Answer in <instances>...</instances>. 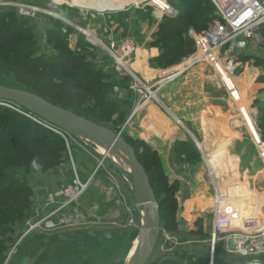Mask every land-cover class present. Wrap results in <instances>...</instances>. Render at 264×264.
I'll return each instance as SVG.
<instances>
[{
	"label": "rangeland",
	"instance_id": "1",
	"mask_svg": "<svg viewBox=\"0 0 264 264\" xmlns=\"http://www.w3.org/2000/svg\"><path fill=\"white\" fill-rule=\"evenodd\" d=\"M175 1L172 0L173 3ZM72 2L85 8H117L111 0L100 1L98 6L94 0ZM169 4L172 6V3ZM1 6L12 8L27 19L26 26L34 35L37 48H34V52L38 56L49 57L55 53L52 48L54 42L51 41V33L55 32L54 38L59 36L73 53L84 56L91 68L101 72V80L109 86L107 100L115 103L113 115L108 120L110 127L121 138L129 142L138 140L155 151L168 182L177 183V208L174 215L169 217L172 219L171 226H176V232L166 228L168 219H164L158 242L146 264H162L165 261V264H211V260L212 264H236L235 258L226 255L220 244L211 259L209 240L213 211L201 210L195 203L192 207L190 195L193 198H209L219 188L227 195L235 211L234 222L239 221L242 226L245 222L243 218L251 219L254 215L250 213L254 212L252 207L258 210V220L263 221L264 166L257 158L253 142V138L258 136H251L247 123L233 108L210 65L188 68L192 54L179 65L169 68H178L177 72L181 73L168 83H162L160 79L145 81L129 66L118 67L112 57L111 44L119 48L123 42L131 43L135 51L128 61H132L136 57V49L150 48L160 39L156 34L162 19L153 17V10L149 7H129L117 13L98 15L91 10L81 11L66 0H0ZM213 22H205L196 29L186 28L184 36L194 42L193 33L208 30ZM153 48L159 49L160 46ZM239 64V77L245 76L240 82L244 85L250 82L249 74L254 75V85L245 92L248 101L245 102L250 111L248 117L251 124L254 121L258 127L264 108V36L248 45ZM5 77L13 79L11 75L0 74V81ZM148 90L154 93V99L150 98ZM147 103L150 105L135 115L139 107ZM3 104L0 101V105ZM7 105L16 113L40 123L59 136L60 143L64 144L58 166L42 169L32 163L28 168L15 172V176L24 183L28 200L36 212L44 214L48 196L70 185L75 178L87 186L82 199L70 212V215L79 216L82 224L29 234L27 236L37 234L43 237L39 242L31 241L25 246L22 242L27 237L23 239L28 228L26 222L24 229L20 230L21 237L9 250L3 264H81L78 258H84L88 264H125L134 242H138L144 217L143 211L134 202L131 184L116 171L112 160L108 157L102 160L99 143L81 134L64 133L17 106ZM203 110L198 122L201 126L206 122L214 126L215 132L209 135L214 137L210 141L217 142L216 148L206 145V150L203 149L201 145L204 141L200 142L198 133L191 125L192 117ZM244 127H247L251 137H248ZM174 130L177 132L171 134ZM187 141L191 142L193 148L182 145ZM163 198L164 195H159V199ZM198 203L204 204V200ZM86 234L96 238L97 246L82 251L76 258L73 249L86 242ZM51 239L55 242H50ZM71 245L74 246L71 248ZM218 255L225 259L219 260ZM43 259L44 263L41 262Z\"/></svg>",
	"mask_w": 264,
	"mask_h": 264
},
{
	"label": "trees",
	"instance_id": "2",
	"mask_svg": "<svg viewBox=\"0 0 264 264\" xmlns=\"http://www.w3.org/2000/svg\"><path fill=\"white\" fill-rule=\"evenodd\" d=\"M168 1L172 3L177 15L162 19L156 34L160 39L152 46H160L159 56L151 60L152 65L160 69L175 67L193 54L194 42L184 36L186 28L196 29V26L205 22L208 24L214 21V24L215 21H220L210 0ZM26 24L27 19L19 16L14 9L0 7V74L11 75L13 78L5 77L0 85L37 95L116 133L108 121L109 116L113 115L115 103L107 100L109 86L101 80V72L91 68L84 56L73 53L59 36L54 38L55 32L51 33L55 53L49 57L38 56L34 52V35ZM261 35L264 36V29ZM244 52L239 53L238 61ZM5 105H0V264L5 262L9 250L21 237L20 230L36 215L32 202L28 200L24 183L15 176L16 170L28 168L32 163L42 169L56 167L64 152V144L60 143L59 136ZM261 112L257 129L264 143V108ZM124 140L133 148L148 175L159 207L160 225L164 219H168L166 228L176 232V226H171L172 219L169 217L174 215L177 208V183L168 182L155 151L138 140ZM190 143L187 141L182 145L193 148ZM159 195H164L165 198L159 199ZM42 237L37 234L27 236L22 243L26 246L31 241L39 242ZM84 238L86 242L73 249L76 258L82 251L86 252L97 246L96 238H90L88 234ZM50 242L55 240L51 239ZM217 258L225 259L222 255ZM79 260L81 264L89 263L84 258H78ZM41 262L44 263V259ZM165 263L167 261L162 264ZM234 263L241 264V261L234 259Z\"/></svg>",
	"mask_w": 264,
	"mask_h": 264
},
{
	"label": "built area",
	"instance_id": "3",
	"mask_svg": "<svg viewBox=\"0 0 264 264\" xmlns=\"http://www.w3.org/2000/svg\"><path fill=\"white\" fill-rule=\"evenodd\" d=\"M66 1H70L71 5L80 8L81 11L91 10L99 13L98 15L107 12L117 13L129 7L137 9L149 7L153 10V17L159 20L165 16L177 15V11L167 0H129L124 6H118L110 10L84 8L73 3L72 0ZM94 1L96 2L95 5L98 6L100 1L104 0ZM122 2L114 0L115 4ZM210 2L220 21L200 34L193 33L194 53L188 61V68L195 65L209 64L228 97L236 99L240 94L238 81L240 64L237 56L239 53L244 52L249 44L262 37L264 0H210ZM110 49L117 66L128 68V60L135 51L131 43L123 42L119 48H115L114 44H111ZM180 73L171 75L168 81L176 78ZM150 91L148 90L149 96L154 99V93ZM5 106L10 107L7 104ZM257 136L253 142L256 146L257 156L264 166V143L258 133ZM86 186V183L81 182L79 178H75L70 185L50 194L43 208L44 214L36 212L35 217L27 222L28 228L23 234V239L32 233L51 232L82 224L79 216L70 215V212L81 200ZM234 218L235 211L232 210L230 201L225 199L218 189L215 190L213 197L214 221L209 240L211 259H213L214 252L220 244L221 250L226 255L241 260L242 264L244 262H247V264H262L264 260V220H258L259 218L245 219L244 224L238 226L232 224ZM212 262L213 260H211V264Z\"/></svg>",
	"mask_w": 264,
	"mask_h": 264
},
{
	"label": "water",
	"instance_id": "4",
	"mask_svg": "<svg viewBox=\"0 0 264 264\" xmlns=\"http://www.w3.org/2000/svg\"><path fill=\"white\" fill-rule=\"evenodd\" d=\"M0 101L13 104L64 133L81 134L88 140L106 145L108 150L106 154H103L102 160L107 158L109 151L117 150L125 154L130 172L125 171L114 162L112 164L116 171L131 184L134 202L144 214L131 264H146L158 242L159 207L148 175L138 161L133 148L112 130L57 107L32 93L0 86ZM243 264H247V262ZM262 264H264V260Z\"/></svg>",
	"mask_w": 264,
	"mask_h": 264
},
{
	"label": "crops",
	"instance_id": "5",
	"mask_svg": "<svg viewBox=\"0 0 264 264\" xmlns=\"http://www.w3.org/2000/svg\"><path fill=\"white\" fill-rule=\"evenodd\" d=\"M137 51H136V57L132 60V61H129V63H128V66L130 67V69L133 71V73H136L141 79H143V80H145V81H150V82H153L154 80H157V79H160V80H162V83L163 82H165V83H168L169 81H168V78L171 76V75H174L175 73H178L177 72V70H179L178 68L177 69H174V70H171V69H160V68H156V67H154V65H152V63H151V60H154V59H156L158 56H159V50L157 49V48H153V47H148V48H138V49H136ZM170 70V71H169ZM182 71H184V70H182ZM246 74H248V73H246ZM253 74L251 75V74H249V83L245 86L246 87V92L249 90V89H252V87H253V85L254 84H252L253 82H252V79H253ZM165 77H167V79L165 78ZM164 78V79H163ZM243 78H245V76L243 77ZM242 77H239V87L240 86H242V83H240V80H242L243 79ZM221 88H222V86H221ZM223 89V88H222ZM224 91V90H223ZM224 93H225V91H224ZM226 94V93H225ZM246 95V94H245ZM228 96V95H227ZM227 98H229V97H227ZM247 108V107H246ZM247 109H249V108H247ZM248 111V110H247ZM203 112H204V110L201 112V113H197L196 115H194L193 117H192V119H191V121L193 122L191 125H193L192 127H194V129L196 130V134L198 133V135H197V137L200 139V142H203L202 143V148L203 149H205L206 150V145H210L209 147H215L216 148V146H215V143H217V142H214V140H212V141H210L212 138H214L213 136H210L209 135V133H213V132H215V129H214V126L213 125H210L208 122H206L204 125H200L199 124V122H198V118L201 116V114H203ZM250 112V111H249ZM249 112H248V114H249ZM154 114H156V112H154ZM172 116V115H171ZM250 116V115H249ZM178 120V119H177ZM253 122V126H254V129H255V131L258 133V129H257V126H255V124H254V121H252ZM173 124V123H172ZM244 128H246V130H247V127H244ZM199 129H201L200 130V133H199ZM177 132V130L175 131H173V132H171V134H175ZM228 132H230L231 133V131L229 130ZM227 132V133H228ZM247 135H248V137H251L250 136V134H249V132H248V130H247ZM259 134V133H258ZM201 136V137H200ZM231 136V135H230ZM254 137L255 136H257V134H255V135H253ZM203 139V140H202ZM248 139H250V138H248ZM253 140H254V138H253ZM213 142H214V144H213ZM221 143V142H220ZM254 146H255V144H254ZM256 147V146H255ZM201 148V147H200ZM219 148V147H218ZM217 148V149H218ZM216 149V150H217ZM218 152V151H217ZM224 155V154H223ZM222 155V156H223ZM217 156V155H216ZM216 156H215V158H216ZM222 156H219L220 158L222 157ZM210 158V157H209ZM257 158H258V156H257ZM214 158L212 157V161H213V164H214V162H215V160H213ZM219 159V158H218ZM259 159V158H258ZM210 161V160H209ZM211 161V162H212ZM216 161H217V163L218 164H220L219 163V160H217V158H216ZM259 161H260V159H259ZM222 163H224L225 162V160L224 161H221ZM261 162V161H260ZM261 164H262V162H261ZM263 165V164H262ZM260 175H262V173H260ZM254 177V176H253ZM253 177H251V178H253ZM262 177V176H261ZM261 177H260V179H261ZM218 191L220 192V194L225 198V199H229L228 197H226L227 195H224L221 191H220V189L218 188ZM190 195V194H189ZM190 205L192 206V207H194V203L195 204H197V206H198V208L200 207V209L201 210H203V209H208V210H210L211 212L213 211L212 209H213V197H214V195H211L209 198H205V197H197V198H193L191 195H190ZM199 200H204V204H199L198 202H199ZM231 203V202H230ZM223 205V204H222ZM244 207L246 208H250V206H247V205H244ZM252 207V206H251ZM258 208V207H257ZM252 209L254 210V208L252 207ZM251 209V210H252ZM245 210V209H244ZM250 213H252V214H254V215H252L251 216V219L250 220H252V218L253 219H257V218H259V214H258V210L257 209H255L254 210V212H250ZM256 213V214H255ZM250 216V215H249ZM241 218H242V216H240ZM245 219H247V217L245 218ZM244 218H243V220H245Z\"/></svg>",
	"mask_w": 264,
	"mask_h": 264
},
{
	"label": "bare ground",
	"instance_id": "6",
	"mask_svg": "<svg viewBox=\"0 0 264 264\" xmlns=\"http://www.w3.org/2000/svg\"><path fill=\"white\" fill-rule=\"evenodd\" d=\"M120 1H123V2L120 3V4H115L114 0H111V2L114 3L115 7L124 6L129 0H120ZM89 9H92V8H89ZM93 9H95V8H93ZM104 10H107V9H104ZM240 83H242V82H240ZM245 86L246 85H244L242 83V86H240V94H239V96L236 99H230V100L232 102L233 108L237 111L238 114L241 115V117L244 118L245 122L248 125L249 132H250V134L252 136V135H255L257 133H256V131L254 129V126L251 124L249 117H248V113H247L248 111H247V108H246L247 104H246L245 98H244L245 91H246V87ZM147 105H150V104L147 103V104L143 105L141 108L139 107V110L137 112H135V115L139 111H141L143 108H145ZM241 106H243V108ZM99 145H101L100 149L103 152V154H106V152L108 150L107 149L108 147L106 145H103V144H99ZM107 157L110 160H112V162H114L117 165H119L125 171L130 172V167H129V164H128L127 157L121 151H117V150H115L114 152L109 151L107 153ZM232 224L241 226L239 221L238 222H233ZM136 246H137V241L134 242L133 248H132L131 252L129 253V255H128L127 259H126V263L125 264H131L133 256H134V252H135V249H136Z\"/></svg>",
	"mask_w": 264,
	"mask_h": 264
}]
</instances>
